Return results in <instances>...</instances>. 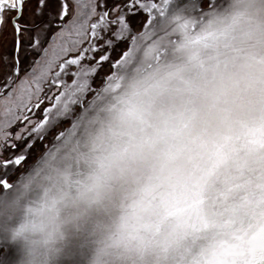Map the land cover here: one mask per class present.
Returning a JSON list of instances; mask_svg holds the SVG:
<instances>
[{
	"label": "clouds",
	"instance_id": "obj_1",
	"mask_svg": "<svg viewBox=\"0 0 264 264\" xmlns=\"http://www.w3.org/2000/svg\"><path fill=\"white\" fill-rule=\"evenodd\" d=\"M125 72L0 191L4 264H219L264 227V0H188Z\"/></svg>",
	"mask_w": 264,
	"mask_h": 264
},
{
	"label": "snow or ice",
	"instance_id": "obj_2",
	"mask_svg": "<svg viewBox=\"0 0 264 264\" xmlns=\"http://www.w3.org/2000/svg\"><path fill=\"white\" fill-rule=\"evenodd\" d=\"M218 2L200 0L202 16ZM187 3L105 0L102 12L93 7L97 19L89 25L78 19V0L75 5L74 0H0V96L5 99V116L15 113L14 123L0 121V191L11 188L40 153L47 154L79 134L89 115L122 87L129 64L141 53L149 56L163 22ZM73 34L77 38L60 48L56 60L49 57L60 40ZM152 54L159 63L161 56ZM45 89L51 95H42ZM145 96L129 99L125 115L145 122L154 103L147 92ZM44 141L51 147L46 148ZM4 255L0 248V256ZM225 255L234 258L219 264H264V227Z\"/></svg>",
	"mask_w": 264,
	"mask_h": 264
}]
</instances>
